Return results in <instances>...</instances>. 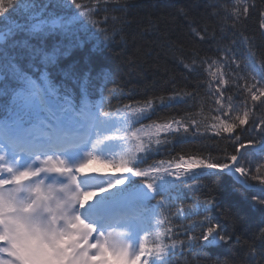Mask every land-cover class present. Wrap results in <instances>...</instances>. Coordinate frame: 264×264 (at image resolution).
<instances>
[{"label": "snow or ice", "instance_id": "obj_1", "mask_svg": "<svg viewBox=\"0 0 264 264\" xmlns=\"http://www.w3.org/2000/svg\"><path fill=\"white\" fill-rule=\"evenodd\" d=\"M159 4L160 0H156L154 7ZM134 5V0H91L88 5L77 3V0H0V180L5 182V188L15 183L16 178L25 172L29 173L28 180L42 174L67 175L71 183L77 185L78 175L94 170L121 173L129 170L130 159L127 157L110 161L115 164L114 168L106 165L91 168L89 165L100 159L91 152L75 166H69L62 153L73 151L84 144L67 141L66 146H61L59 141L73 132L93 126L97 127L99 134L98 125L101 121L97 118L113 115L105 111L97 113L94 109L98 105L89 101L93 90L98 86L97 82L102 81L111 66L97 64L95 51L87 49L86 45L88 39L99 35L111 46L112 34L119 35L132 26H135L138 34L143 35L139 26L145 22L144 18L128 19L132 16ZM219 7L217 0H192L188 7L177 9L176 14L182 15L191 25L196 23L195 18L189 19L193 9H203L204 14L200 19L206 20L217 15ZM110 11L119 15L109 17L105 14L102 21L94 19L101 12ZM253 18L256 30L264 41V2L258 4L256 0L251 3L242 0V3L226 12V19L231 20L233 29L246 26L248 20ZM85 21L96 31L86 28ZM101 24L105 26L100 27ZM191 31L201 41H215L217 47L220 40L227 39L226 36H221L218 40L215 32L210 34L207 23L202 31L197 28H192ZM242 43L247 45L248 55L254 63L264 66V51L260 52L258 58L257 45L252 38L244 37ZM198 60L201 65L205 63L199 56V50H195L191 63L185 67H190L195 73ZM126 63L130 64L131 61ZM212 63L214 65L216 62ZM231 63L236 64V67L232 69L234 75H230L228 80L225 79V73L210 71L211 80L216 82V86L213 88L210 82L209 94L214 98L217 106L215 111L219 114L211 117L213 123L206 131L213 132L221 141L235 136L236 139L231 145L233 151L228 152L227 147L218 148L217 151H222L223 155L203 157L184 154L168 161L166 167L161 162L146 171L134 168L140 176L167 171L177 178L198 168L212 170L208 175L213 178V182L210 186L205 185L206 192L200 193L202 199L196 205V211L184 210L183 219L187 223L175 226L183 231L184 239L179 240L178 233L171 228H165L158 238H167L170 243L152 242L149 246L146 239H143L136 251L131 252L127 246L111 248L107 236L101 233L97 238L96 233L92 232L83 246L77 245L67 256L61 257L59 251L55 250L57 258L62 259L64 264H95L97 258L107 259L105 253L113 252L121 253L133 262L138 259V264H150L153 257L157 260L164 258L171 246L175 253L178 249L180 255L188 250L203 255L211 264H264V199L251 197L262 209L259 214L240 198L232 200L229 207H221L218 200V196L225 195L217 191L221 180L231 181L223 175L225 171L234 170L239 177L244 178L243 183L246 185L255 181L257 187L264 186V148L261 147L264 143V112L259 117L254 112V109L264 107V79H258L245 62L232 60L227 66L230 67ZM240 73L244 75L241 76ZM229 82L239 90V105L233 103L232 97L224 95L223 85ZM199 87L197 83L196 88ZM197 95L195 88L186 93L172 89L171 94L145 98L140 107L135 106V103L124 104V111L120 116L127 118L130 113L146 112L154 105L174 98L186 99L187 104L192 107ZM157 120H151L139 128L124 130L123 136L133 145L132 159L153 144L168 142L167 139L162 141L161 136L197 134L201 130L200 123L194 118L189 119L187 115L180 119L175 116L157 117ZM254 129L259 130V139L253 135L241 142L243 137L237 135L238 130L253 132ZM107 139L108 136L95 140L89 137L85 143L90 142L94 148ZM247 146L260 149L257 153L259 158L241 154V149ZM25 182L27 181H20ZM122 183V180L115 182L116 185ZM109 187L113 185L110 184ZM148 187L151 188L150 182ZM231 187L234 192L241 191L236 182L231 181ZM76 189V192L71 193L74 203H83L94 195L92 192L81 194L78 185ZM100 191L105 189L101 188ZM34 192L40 195L20 206L10 197H4L5 203L16 214L11 217L10 223L0 226V264H28L29 259L45 264L52 258L50 253L54 249L41 247L39 242L32 255L26 256L17 246V226H22L23 232L28 235L35 232L39 241L45 242V245L53 234L65 231L58 218V214L63 211L62 203L54 207L45 203L47 223L41 224L31 219L28 213L37 208L41 201L47 202L51 195L50 190L46 193L39 185L34 188ZM211 209L217 210L220 221L212 218ZM180 214L179 211L176 213L177 216ZM250 218H256L251 225L248 223ZM63 219L67 220L68 217L65 215ZM197 228L199 231L191 235ZM244 233H247V241L241 239L245 236ZM230 240L241 245L238 249L239 255L227 258H213L210 255L211 246L222 245ZM211 250L214 251L215 248Z\"/></svg>", "mask_w": 264, "mask_h": 264}, {"label": "trees", "instance_id": "obj_2", "mask_svg": "<svg viewBox=\"0 0 264 264\" xmlns=\"http://www.w3.org/2000/svg\"><path fill=\"white\" fill-rule=\"evenodd\" d=\"M90 2L91 0H77V3L85 5L90 4ZM134 2L135 5L131 10L132 16L128 19L144 18L145 22L139 26L143 30V35L138 34L135 26H132L119 35L112 34L111 46H109L108 41L103 39V36L99 35L96 38L88 39L86 45L87 49L95 51L97 64L111 66L102 81L97 82L98 86L94 91L102 95L104 111L113 114L108 118L116 125L119 141H125L132 151V143L123 136L124 130L139 128L142 124L157 120V117L167 116L171 118L175 116L180 119L187 115L189 119L194 118L200 123L201 130L197 134L184 133L174 134L173 137L161 136L162 141L167 139L168 142L153 144L144 152L138 153L131 161V169L140 168L146 171L161 162L166 167L168 161L184 154H197L203 157L223 155L222 151H217L218 148L227 147V151L232 152L231 145L236 139L235 136L229 140L221 141L215 137L213 132L206 131L208 126L213 123L211 117L219 114L215 111L217 106L214 103V98L209 94L210 82L213 88L216 86V82L211 80L210 71L225 73V79L228 80L230 75H234L232 69L236 67V64L231 63L230 67L227 65L232 60H237L245 62L249 70L258 79H264V66L254 63L248 55L247 45L242 43L244 37L252 38L257 45V57L260 58V52L264 51V41L261 40L256 30L255 19L248 20L247 25L242 28H232L231 20L226 19V12L230 11L233 6L242 3V0H217L220 6L218 14L206 20L200 19V16L204 14L203 9H193L189 19L195 18L196 23L191 25L182 15L176 13L177 9L188 7L192 0H160L158 7H154L156 0H134ZM248 2L251 3L252 0H248ZM256 2L259 4L264 0H256ZM105 14L109 17L119 15V13L111 11L108 13L101 12L94 19L102 21ZM205 23L208 25V32L210 34L215 32L218 40L221 36L227 37L225 40H220L219 47L215 41L211 39L201 41L192 33V28L202 31ZM84 26L93 32L96 31L87 21H85ZM104 26V24L100 25V27ZM222 49H228V51ZM195 50H199V56L205 60V63L201 65L198 60L196 72L193 73L192 69L186 68L185 65L191 63ZM128 61L131 63H126ZM213 61L216 62L214 65ZM239 75L242 76L244 73ZM114 80L117 82H113ZM197 83L200 85L199 88H196ZM240 84H243V80L240 81ZM194 88L198 95L195 105L192 107L187 104L186 99L174 98L154 105L152 109L146 112L130 113L127 118L120 116L124 111L122 107L124 104L135 103V106L140 107L145 98L153 95L171 94L172 89L186 93L191 92ZM223 89H225V97H232L233 103L239 105L241 97L236 86L229 82L223 85ZM254 112L256 117H259L264 112V107L259 110L254 109ZM157 122L161 121L157 120ZM258 132V129H254L253 132H240L238 130L237 135L243 137L241 142H245L253 135L259 139ZM224 135L227 136L228 134ZM258 152L244 149L242 154L246 153L247 156L259 158ZM211 171L207 168L193 170L190 175L186 173L177 179L173 175H165L163 172L139 177L136 174L129 175L130 184L128 187L130 188L151 183L153 199L148 206L147 221L149 231L152 229V242L170 243L167 238H158L165 228H171L178 233L179 240L184 239L183 231L175 226L187 223L183 219L184 210L196 211V205L202 199L200 193L206 192L205 185L210 186L213 182V178L208 175ZM223 175L236 182L241 191L234 192L231 181H223L222 179L217 190L218 193H225L222 197L218 196L221 207H229L232 200L240 198L252 207L254 212L259 214L262 209L251 197L256 196L264 199V191L245 187L243 177H239L240 179L237 181L226 171ZM256 184L257 182L251 181L247 185L256 186ZM178 211L181 213L179 216L176 215ZM211 214L214 220H221L216 209H211ZM255 221L256 218H250L248 223L251 225ZM227 230L225 225V231ZM198 231L197 228L190 234L195 235ZM244 235L241 239L247 241V233ZM233 240L222 245L211 246L215 250L212 251L210 248V255L213 258L239 255L238 249L241 248V245H236ZM153 259L156 258L153 257ZM162 261V264H211L203 255H198L191 250L180 255L179 250L177 249L175 253L171 246H169L168 254L162 258Z\"/></svg>", "mask_w": 264, "mask_h": 264}, {"label": "clouds", "instance_id": "obj_3", "mask_svg": "<svg viewBox=\"0 0 264 264\" xmlns=\"http://www.w3.org/2000/svg\"><path fill=\"white\" fill-rule=\"evenodd\" d=\"M69 185H75L71 183L70 179L68 183L64 186L66 189L69 188ZM75 187H71L67 193L66 198L62 202L63 204V211L61 213L68 217L67 220L62 219L60 220V226L65 229L63 232L53 234L47 241L46 245L45 242L39 241L38 235L33 232L29 235V243L31 242H39L41 247L51 248L54 250H58L61 257L67 256L68 253L78 245L77 236H81V241L83 239H87V236L84 234L85 229L87 228L89 222L84 220L78 212L75 210L78 205L74 203L71 197V193L76 192ZM40 193H37L39 196ZM59 204V203H57ZM56 204V205H57ZM55 205V206H56ZM48 222V219L41 224H45ZM17 230L19 232H23L22 226H17Z\"/></svg>", "mask_w": 264, "mask_h": 264}, {"label": "rangeland", "instance_id": "obj_4", "mask_svg": "<svg viewBox=\"0 0 264 264\" xmlns=\"http://www.w3.org/2000/svg\"><path fill=\"white\" fill-rule=\"evenodd\" d=\"M96 147H97V145L94 148L91 146L89 148V150L86 152V154L88 155V153L91 152L93 155H95L96 154L95 153L96 152ZM100 153H102V151L99 152V154ZM202 169H205V168H198V169H194V170H202ZM165 173H169V172L166 171ZM189 173H191V172H189ZM22 175L23 174H20L18 177H20ZM91 182H96V183H93V184L90 185L91 189H93V190L88 191V188H89L88 187V188H86V191L92 192L94 194L96 193V194H95V196L93 195L90 199L84 201V203H87L88 201H91V202L92 201H97L99 199V197H100L101 194H106V193L110 192L111 188H113L114 186H116V184H115L116 181L114 180V175L113 174L98 175L96 177V179L93 180V181H91ZM110 184L113 185V187H109ZM101 188H104L105 191L101 192L100 191ZM0 196H1L0 197V208H5L6 209L7 207H5L6 204L4 205V201H5L4 200V197L5 196L10 197L11 195L9 194L8 191H1ZM24 200H27V197H25ZM16 205L17 206H20V205H22V203L21 202H18V204H16ZM84 215L87 216L89 214L84 213ZM8 221L10 222V219H8ZM135 232H137V234L133 233L132 231L128 232L127 233V239L126 240H123L121 243L116 244L112 240L111 243H109L110 247L113 248V249H117V248H122V247L127 246L130 249L131 252H135L136 249H137V246H138L137 242L139 240V231L138 230H135ZM116 234H117V231H115V230L111 232V235L112 236H115ZM106 256L109 257V261H110L109 264H128L130 262L137 264L136 262H133V261L128 260L121 253L108 252V253H106ZM99 259H97L95 261V264H99ZM137 261H138V259H137Z\"/></svg>", "mask_w": 264, "mask_h": 264}, {"label": "water", "instance_id": "obj_5", "mask_svg": "<svg viewBox=\"0 0 264 264\" xmlns=\"http://www.w3.org/2000/svg\"><path fill=\"white\" fill-rule=\"evenodd\" d=\"M262 145H264V143H263ZM262 145H261V146H262ZM254 188H255V187H254ZM260 188H263V187H260Z\"/></svg>", "mask_w": 264, "mask_h": 264}, {"label": "bare ground", "instance_id": "obj_6", "mask_svg": "<svg viewBox=\"0 0 264 264\" xmlns=\"http://www.w3.org/2000/svg\"><path fill=\"white\" fill-rule=\"evenodd\" d=\"M257 53V52H256ZM258 56V55H257Z\"/></svg>", "mask_w": 264, "mask_h": 264}]
</instances>
